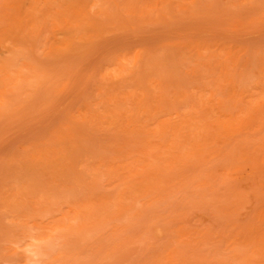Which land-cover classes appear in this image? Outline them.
I'll use <instances>...</instances> for the list:
<instances>
[{
  "label": "rangeland",
  "instance_id": "obj_1",
  "mask_svg": "<svg viewBox=\"0 0 264 264\" xmlns=\"http://www.w3.org/2000/svg\"><path fill=\"white\" fill-rule=\"evenodd\" d=\"M0 264H264V0H0Z\"/></svg>",
  "mask_w": 264,
  "mask_h": 264
},
{
  "label": "bare ground",
  "instance_id": "obj_2",
  "mask_svg": "<svg viewBox=\"0 0 264 264\" xmlns=\"http://www.w3.org/2000/svg\"><path fill=\"white\" fill-rule=\"evenodd\" d=\"M47 240V239H46ZM31 242H33V244H34V241H31ZM47 244V243H46ZM49 244V243H48ZM31 246H33L32 244H31ZM40 246V245H39ZM39 246H38V248H37V251L39 252V254H41V255H45V254H42V253H40V250H39ZM32 252V251H31ZM33 252H35V251H33ZM32 252V253H33ZM39 256V255H38ZM41 257V256H40ZM43 257V256H42Z\"/></svg>",
  "mask_w": 264,
  "mask_h": 264
}]
</instances>
